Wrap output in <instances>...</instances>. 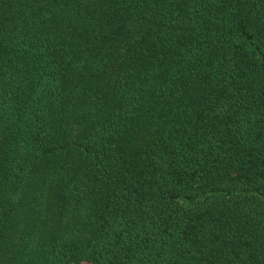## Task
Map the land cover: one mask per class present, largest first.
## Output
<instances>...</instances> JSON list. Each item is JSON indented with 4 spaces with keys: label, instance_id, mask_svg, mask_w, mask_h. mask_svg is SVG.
Listing matches in <instances>:
<instances>
[{
    "label": "trees",
    "instance_id": "1",
    "mask_svg": "<svg viewBox=\"0 0 264 264\" xmlns=\"http://www.w3.org/2000/svg\"><path fill=\"white\" fill-rule=\"evenodd\" d=\"M264 264V0H0V264Z\"/></svg>",
    "mask_w": 264,
    "mask_h": 264
},
{
    "label": "rangeland",
    "instance_id": "2",
    "mask_svg": "<svg viewBox=\"0 0 264 264\" xmlns=\"http://www.w3.org/2000/svg\"><path fill=\"white\" fill-rule=\"evenodd\" d=\"M81 264H91V263H89V262H82Z\"/></svg>",
    "mask_w": 264,
    "mask_h": 264
}]
</instances>
